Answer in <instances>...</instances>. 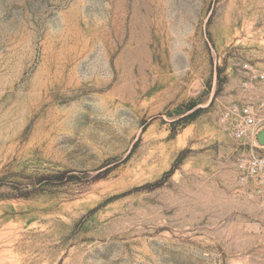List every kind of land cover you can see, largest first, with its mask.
Segmentation results:
<instances>
[{
    "label": "rangeland",
    "instance_id": "374dc122",
    "mask_svg": "<svg viewBox=\"0 0 264 264\" xmlns=\"http://www.w3.org/2000/svg\"><path fill=\"white\" fill-rule=\"evenodd\" d=\"M261 104L264 0H0V264H264Z\"/></svg>",
    "mask_w": 264,
    "mask_h": 264
},
{
    "label": "built area",
    "instance_id": "2783aa9c",
    "mask_svg": "<svg viewBox=\"0 0 264 264\" xmlns=\"http://www.w3.org/2000/svg\"><path fill=\"white\" fill-rule=\"evenodd\" d=\"M263 106L264 104H261V107ZM238 115L239 121L230 126V133L235 140L243 139L247 134V129L257 125L256 117L251 107L241 109Z\"/></svg>",
    "mask_w": 264,
    "mask_h": 264
},
{
    "label": "trees",
    "instance_id": "16d2710c",
    "mask_svg": "<svg viewBox=\"0 0 264 264\" xmlns=\"http://www.w3.org/2000/svg\"><path fill=\"white\" fill-rule=\"evenodd\" d=\"M74 173L73 171H67V170H64V171H61V172H58L57 175H56V178L61 181L62 183L61 184H66V182L68 181H71L72 179H76L75 176H74ZM82 175H85V173H81ZM41 180H47L49 179L47 176L45 177H41L40 178ZM64 180V181H63Z\"/></svg>",
    "mask_w": 264,
    "mask_h": 264
},
{
    "label": "water",
    "instance_id": "95a60500",
    "mask_svg": "<svg viewBox=\"0 0 264 264\" xmlns=\"http://www.w3.org/2000/svg\"><path fill=\"white\" fill-rule=\"evenodd\" d=\"M258 140L260 144H264V133L259 135Z\"/></svg>",
    "mask_w": 264,
    "mask_h": 264
}]
</instances>
